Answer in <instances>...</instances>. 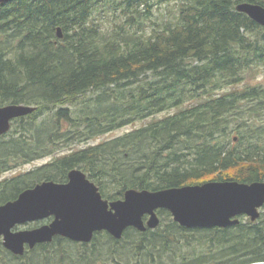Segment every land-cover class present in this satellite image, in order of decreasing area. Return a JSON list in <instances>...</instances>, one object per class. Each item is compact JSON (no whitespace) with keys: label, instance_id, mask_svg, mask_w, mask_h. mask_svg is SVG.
Wrapping results in <instances>:
<instances>
[{"label":"trees","instance_id":"1","mask_svg":"<svg viewBox=\"0 0 264 264\" xmlns=\"http://www.w3.org/2000/svg\"><path fill=\"white\" fill-rule=\"evenodd\" d=\"M170 1L175 14L162 24L153 20V8ZM243 1L264 6V0L0 4V105L37 106L0 136V172L52 154L57 141L88 140L151 117L113 139L67 145L46 165L4 180L0 204L44 180L67 181L75 168L108 199L129 188L263 181L264 75H258L264 74V27L237 11ZM110 10L116 18L111 30L100 22V13ZM80 102L88 110L79 114L73 107ZM48 115L49 121L43 119ZM159 213L162 223L167 217L171 224L146 232L130 227L122 239L112 237L114 244L128 237L137 253L152 258L153 249L173 250L178 235L169 227H176L187 236L198 232L204 244L234 256L220 264H264V223L258 224L263 216L224 228L188 229L170 211ZM44 256L45 263L53 260L47 250Z\"/></svg>","mask_w":264,"mask_h":264},{"label":"water","instance_id":"2","mask_svg":"<svg viewBox=\"0 0 264 264\" xmlns=\"http://www.w3.org/2000/svg\"><path fill=\"white\" fill-rule=\"evenodd\" d=\"M11 1L14 0H0V4ZM236 9L264 26L263 5L243 1L237 3ZM58 36H63L61 27ZM36 109L35 105L23 103L0 106V136L10 131L14 119ZM263 205L264 180H216L160 190L129 188L123 198L109 201L82 169L75 168L68 173L67 182L44 180L24 189L17 199L1 204L0 238L6 248L22 255L26 245L33 248L57 235L90 242L96 231L106 230L121 239L130 227L141 231L156 228L161 222V208L168 209L174 220L187 228H223L240 223L241 215L257 220ZM51 216L54 218L48 224L13 230L17 224Z\"/></svg>","mask_w":264,"mask_h":264},{"label":"rangeland","instance_id":"3","mask_svg":"<svg viewBox=\"0 0 264 264\" xmlns=\"http://www.w3.org/2000/svg\"><path fill=\"white\" fill-rule=\"evenodd\" d=\"M174 6V1L166 2L159 4L153 8V16L152 19L156 20L158 23H164L168 21L176 11V7ZM101 20L100 22L103 24V27L105 29H112L113 21L116 20L113 13L109 12L107 15L106 12L100 13ZM263 73H260L258 75L259 79L263 77ZM74 111L76 113L79 110H88V106L82 102H80L77 106H74ZM168 111H163L159 113V116L166 115ZM49 115L44 117L43 119H46V121H49ZM151 121V117L145 118L143 120H136L132 122L131 124H128L126 126H123L121 128H118L112 132H105L101 134H96L91 139L84 140V138H81V141H78V139L72 141V142H63V141H57L55 152L52 154L40 157L32 160L28 163H22L20 165H16V167L12 168H6L7 170L0 172V186L2 182L6 179H13L16 175H19L20 173H28L34 169H37L43 165H46L50 161H52L56 156L59 154H63L67 152L69 147L66 148L67 145H71V147H83L87 144H96L98 142H102L107 139H113L116 136L123 135L124 133L134 129V128H141L145 124L149 123ZM264 213V209H263ZM160 216H163V214H160ZM162 218V217H161ZM243 223L247 224L250 219L243 218ZM264 223V215L261 219V221L258 224ZM37 223H29L26 224L27 228H35V225ZM171 224V218L165 217L163 220V223L161 224L160 228L163 229L166 226ZM172 232H175L178 235V238L176 241H173L171 244L173 246V250L168 253L160 254L157 251L153 249V254H151L152 258H149L147 253H137L136 250L132 246V241L130 238L126 237L124 238L119 245L114 244L112 240V236L110 234H104L99 235L96 239H94L93 242H91V245H89L90 254L87 253V256L84 258H81L83 256L78 257L81 253V251H78V248L70 243L67 240H64L60 243L56 242L54 243L52 247H47L48 254L50 257L52 256V261L49 263H45V256L40 259L39 252L40 251H30L28 255L26 256V264L28 261V264H33L35 260L37 259V264H84V261L86 260L89 264H156L157 261H159L160 264H169L172 263L174 259H177V262L179 264H220V261L224 258H234V256L225 257L222 253V250L218 247H212L210 248L208 244H204L200 239L202 238V234H199L198 232L189 233L190 235L182 234L181 231H179L176 227H169ZM160 230V229H158ZM131 233V232H130ZM131 236L134 235L132 232L130 234ZM132 238V237H131ZM85 248V249H87ZM67 249V250H66ZM2 250H4L2 252ZM92 250H94L92 252ZM1 257L6 259V252L5 249L0 247ZM44 252V251H43ZM84 253V251H82ZM47 256V255H46ZM81 258V259H80ZM119 260V262L117 261Z\"/></svg>","mask_w":264,"mask_h":264},{"label":"flooded vegetation","instance_id":"4","mask_svg":"<svg viewBox=\"0 0 264 264\" xmlns=\"http://www.w3.org/2000/svg\"><path fill=\"white\" fill-rule=\"evenodd\" d=\"M19 194L15 198L8 199V200H4L1 204H4L5 202H7L9 200H15V199H17L18 196H19ZM263 209H264V207H263ZM262 213H263V211H262ZM242 217L248 218L246 216H242ZM52 220H53V218L50 217V218H48L46 220L33 221V222L37 223L35 225V227H38V226H40L42 224L49 223ZM33 222H26V223H23V224H17L13 228V230L14 231H18V230L29 229V228H27L26 224L33 223ZM104 234H107V231H99V232H96L95 235H94L93 241L99 235H104ZM57 237H62L63 239H65V240L69 241L70 243L74 244L78 248V251L79 252L81 251V253L79 254V256H83V257H86L87 256V253L88 252L83 253L82 251H84L85 248L89 247V245H91V242L88 243V242H83V241H76V240H73V239H70V238H66V237H63V236H60V235L55 236L54 237V240L52 242L38 243L33 248L29 247V245H26V251H25V254H23V255L16 254V253L12 252L10 249L6 248L5 245H4V242H3V237H2V238H0V247H3V249H5V252L7 253V256H6V259L2 258L0 260V264H11L13 262V260H19L21 264H26V255H28V253L30 251H40L39 252V257L41 258L43 256V251H44L45 247L47 248V247H52L53 245H55L54 243H56L55 240H56ZM87 249H89V248H87ZM46 250L48 251L50 249H46ZM117 261L119 262V260H117ZM81 262H84V264H89L86 260L80 261V263ZM51 264H52V262H51Z\"/></svg>","mask_w":264,"mask_h":264},{"label":"bare ground","instance_id":"5","mask_svg":"<svg viewBox=\"0 0 264 264\" xmlns=\"http://www.w3.org/2000/svg\"><path fill=\"white\" fill-rule=\"evenodd\" d=\"M93 31V30H92ZM118 116V115H117ZM166 152V151H165Z\"/></svg>","mask_w":264,"mask_h":264}]
</instances>
